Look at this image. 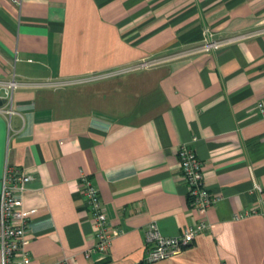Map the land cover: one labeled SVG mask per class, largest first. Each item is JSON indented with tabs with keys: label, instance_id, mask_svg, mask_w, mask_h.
Instances as JSON below:
<instances>
[{
	"label": "crops",
	"instance_id": "crops-1",
	"mask_svg": "<svg viewBox=\"0 0 264 264\" xmlns=\"http://www.w3.org/2000/svg\"><path fill=\"white\" fill-rule=\"evenodd\" d=\"M262 28L264 0H0V85L19 83L13 112L0 114V189L6 165L32 176L27 264H264V30L185 52L205 29ZM145 60L157 61L128 69ZM181 144L217 199L209 227L146 262L149 222L172 236L198 217ZM80 172L120 230L105 255L85 254L94 237Z\"/></svg>",
	"mask_w": 264,
	"mask_h": 264
},
{
	"label": "built area",
	"instance_id": "built-area-1",
	"mask_svg": "<svg viewBox=\"0 0 264 264\" xmlns=\"http://www.w3.org/2000/svg\"><path fill=\"white\" fill-rule=\"evenodd\" d=\"M263 30L264 28L229 38H215L208 29H205L201 43L186 49L185 52H209L219 48L228 40L240 39ZM156 61H141L128 69L147 67ZM18 85L19 83L14 79L0 85V114L10 115L13 112L12 93ZM256 105L258 112L264 118V102L258 101ZM177 156L187 187L189 204L198 217L195 222L187 224L181 232L172 236L162 234L156 222H149L144 230L146 245L144 260L146 262H154L176 255L190 245L198 234L208 229L206 212L217 200L208 192L204 184L201 161L195 150L187 144H181L177 150ZM31 179L32 176L20 167L6 165L4 168L0 189V264H27L29 262L26 229L35 208L25 207L23 195ZM255 187L260 189L258 184ZM79 190L90 212L93 226L94 243L85 254L87 256L90 252H98L105 255L109 252L113 236L119 234L120 230L111 227L102 206L99 190L85 172H80Z\"/></svg>",
	"mask_w": 264,
	"mask_h": 264
}]
</instances>
